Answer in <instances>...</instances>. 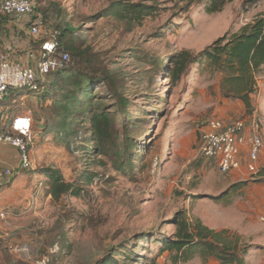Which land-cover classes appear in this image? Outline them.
I'll list each match as a JSON object with an SVG mask.
<instances>
[{"label":"rangeland","instance_id":"obj_1","mask_svg":"<svg viewBox=\"0 0 264 264\" xmlns=\"http://www.w3.org/2000/svg\"><path fill=\"white\" fill-rule=\"evenodd\" d=\"M119 1L153 4L158 10L141 25L128 26L109 12ZM36 2L34 17L43 35L70 26L72 33H65L61 43L86 52L78 58L67 51L68 74L104 82L93 83L86 99L78 94V105L69 98L73 86L53 74L37 94L19 91L0 104V132L8 131L7 116L31 110L34 117L31 169L21 170L17 152L0 146L1 157L15 169L14 179L0 186V218L5 229L18 226L14 230L20 231L25 250L21 258L33 264L43 258L47 264H219L196 252L187 262L173 263L163 250L174 234L175 214L184 211L190 221L240 236L251 246L245 264H264V182L244 165L220 174L200 153L201 135L212 119L255 116L264 142V71L257 74L250 108L224 97L219 75L207 66H192L177 84L167 75L177 54L199 53L225 34L239 32L264 12V0H232L214 14L206 3L187 8L176 0ZM117 96L126 100L124 108ZM88 103L106 106L115 120L120 159L130 154L131 160L95 153L90 113L80 111ZM48 167L80 186V195L54 202L42 173Z\"/></svg>","mask_w":264,"mask_h":264},{"label":"trees","instance_id":"obj_2","mask_svg":"<svg viewBox=\"0 0 264 264\" xmlns=\"http://www.w3.org/2000/svg\"><path fill=\"white\" fill-rule=\"evenodd\" d=\"M2 1L0 0V4ZM231 1L176 0L182 7L187 8L195 4L206 3L207 12L213 14L221 12L224 6ZM157 10L158 6H153V4L147 5L142 2L122 3L119 1L110 7L109 12L113 13L117 20L123 21L128 26H139L145 18L153 17ZM1 16L8 17L3 14ZM56 27H58L57 30L59 31L57 52L70 51L75 57H85L86 52L73 49L71 45L65 46V43H61L62 38L67 36H65V33H72L71 27ZM196 64L198 68L207 66L211 71H215L219 75V86L224 97L240 100L246 108H250L251 95H255L258 90L257 74L262 70L264 71V12L251 23L243 26L239 32L231 35L225 34L199 53L194 54L188 51H181L177 54L167 72L170 83L177 84L180 82L181 78L187 75L191 67ZM67 65L61 70L47 76L45 82L36 91L26 90V92L37 94L50 83L48 82V78L56 74L57 77L63 81L65 80L69 86H73L74 90L69 94V98L74 104L76 101L80 105L78 94H83V97L86 99L90 95L92 96L90 87L93 83L98 80L104 82L102 78H95V76L84 77L80 74L73 75L72 72H69L71 73L70 75L67 72L69 70H65ZM69 75L70 79L67 80L66 78ZM51 84H54L53 87L55 88L59 86L56 84V81ZM17 92L19 91H11L4 102L15 97ZM59 92L61 93L62 91ZM64 97L67 98L66 94H64ZM116 99L119 107L124 108L127 105L125 99L119 98V96ZM80 111L90 113L87 125L95 139L94 151L97 155L102 157L114 156L115 159L123 160L124 163L127 160H131L130 154L124 155L120 159L122 155L117 152L115 120L106 106L96 104L92 108L91 103H88ZM207 160L213 162L212 159ZM42 173L47 182L45 190L54 202L66 195H80L82 191L81 187L74 182H66L59 170L48 167ZM253 177L256 181L264 182V167H260L257 174ZM238 185L236 184V186ZM172 225L174 226V234L171 238L164 241L163 250L171 254L173 263L187 262L196 252L203 260L213 259L218 261L219 264H245L244 255L251 246L243 243L240 236L235 234L229 236L226 231L216 232L205 226L199 219L190 221L184 211H178L175 214ZM1 256L4 260V256L6 255L4 252H1Z\"/></svg>","mask_w":264,"mask_h":264},{"label":"built area","instance_id":"obj_3","mask_svg":"<svg viewBox=\"0 0 264 264\" xmlns=\"http://www.w3.org/2000/svg\"><path fill=\"white\" fill-rule=\"evenodd\" d=\"M35 9V0H3L0 4V12L3 15L30 17L29 35L40 43L33 67L11 64L8 53L0 51V104L11 91H36L47 76L61 70L70 62L67 52H57L59 32L51 31L43 35L42 24L34 17ZM7 119L8 131L0 132V146L13 148L17 152L20 169L27 171L32 167L30 147L34 142L33 114L31 110H27L21 114L7 116ZM262 136L261 123L255 116L248 120L236 119L229 122L212 119L207 122L201 135L200 153L205 159L213 160L220 174H233L244 165L245 171L254 176L260 168L264 147ZM72 151H75V148L72 147ZM14 176L15 169L3 164L0 167V186L8 184ZM262 220L264 221V217ZM22 251H25L24 248ZM35 264H47V260H36Z\"/></svg>","mask_w":264,"mask_h":264},{"label":"crops","instance_id":"obj_4","mask_svg":"<svg viewBox=\"0 0 264 264\" xmlns=\"http://www.w3.org/2000/svg\"><path fill=\"white\" fill-rule=\"evenodd\" d=\"M29 28L30 17L28 16H8L7 18L0 16V51L8 53L11 64H18L24 67H33L35 65L40 43L29 35ZM262 155L260 157V165H264V155ZM2 157L0 153V167L3 164L8 165ZM13 158H16L15 154ZM11 216L10 214L9 217ZM5 225L6 222L0 218V245L3 243L7 244L4 250L6 255L4 260L1 258L0 251V264H33L32 260L27 257L21 258L23 247L21 246L22 243H20V231L14 230L18 226L14 224L10 228L5 229Z\"/></svg>","mask_w":264,"mask_h":264}]
</instances>
